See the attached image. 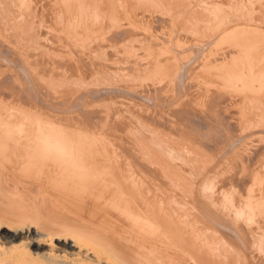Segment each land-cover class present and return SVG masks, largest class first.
I'll return each mask as SVG.
<instances>
[{"label":"rangeland","instance_id":"obj_1","mask_svg":"<svg viewBox=\"0 0 264 264\" xmlns=\"http://www.w3.org/2000/svg\"><path fill=\"white\" fill-rule=\"evenodd\" d=\"M104 1L0 0V117L23 122L19 141H36L38 124H55L72 141L89 140L97 150L100 145L101 154L118 159L116 166L129 161L128 172L145 171L159 188L176 189L173 181L185 187L188 180L196 191L209 184L212 216L245 260L238 263L264 264L254 237L264 230V209L233 214L247 197L264 208V0ZM238 72L254 78L244 85ZM49 171L21 194L34 211L28 215L35 213L31 229L51 234L53 215L67 212V218L75 207L49 184ZM187 205L195 206L188 210L196 217L203 215L196 201ZM131 258L123 264H137Z\"/></svg>","mask_w":264,"mask_h":264},{"label":"bare ground","instance_id":"obj_2","mask_svg":"<svg viewBox=\"0 0 264 264\" xmlns=\"http://www.w3.org/2000/svg\"><path fill=\"white\" fill-rule=\"evenodd\" d=\"M138 1L140 2V0ZM145 1H143V3ZM119 7L118 9H120ZM89 8L90 7L88 6V10L91 11L92 9H89ZM85 10H86V15H87L88 13L87 9ZM95 10L97 9L94 8V11ZM108 10L110 11V9ZM92 12L93 11H91V13ZM97 12L95 11V14H97ZM213 13H217V12L213 10ZM218 14H215V16L217 17ZM221 14L223 15L222 11H221ZM96 16L98 19V15ZM73 22L71 26L73 24H76L75 23L76 20L74 23ZM218 26H220V24ZM88 27H90V25ZM97 29H100V28H97ZM83 42H85V39ZM76 44L75 46H77ZM258 44L260 43L258 42ZM237 62L238 61L235 62V68L236 66L241 67V64L238 62L240 64L238 65ZM245 65L247 66L246 63ZM233 67L234 66H232V68ZM235 68H233V70ZM236 69H238V67ZM239 69H242V68H239ZM243 71H246V70H243ZM249 71L247 70L246 72L250 74L251 72L249 73ZM232 72L233 71H231L230 73ZM243 73L241 75L240 72H238V75H236V76L241 75L243 77H246V80H243V78H241L242 81L240 80V82H243L242 84L247 83L246 81L248 77H249L248 79H250L249 81H251V79L253 80L254 77L250 78L253 76L252 74H251L252 76H249L247 74L248 75L247 77V76H244L245 74ZM232 74H230V76ZM255 78L258 80L257 76H255ZM233 79H235V82L238 80V78L236 80V78L234 77H232V80L230 79L231 81L229 79L228 80L232 82ZM235 82L233 81V83ZM255 84H252V85H254L253 87L256 88L255 90L257 92L258 91L257 86L259 84H260L259 86H262V85L261 83H257L258 85L255 86ZM252 85H250L251 88H252ZM250 86L248 85L249 90H250L249 88ZM237 87L235 89H237ZM239 90L240 89H238V92ZM4 106H6V104ZM257 106H258V103L256 107ZM19 107H21V104H19ZM25 112L27 111L25 110ZM40 116L39 118H41ZM23 125L24 124L23 122H21V120L18 121V120H12L10 118L0 117V137L3 138L4 140L12 139V141H0V264H123V262L127 258H130V257H132L133 261H135L137 264H188L189 262H191L192 264H241L240 262L238 263V261H240L242 258L240 259L239 257L238 259L237 257V256H241L240 252L238 251L240 254L238 255V252H236L235 250L237 248L236 246L233 245V242L231 243V241L228 240V238L224 239L225 236L220 234L221 232L220 229H222L221 225H218L214 221L216 220L212 216L214 213L212 211V207H214V202H213L211 195L209 194L210 188H211L209 184L205 183L200 189L198 188V190L194 191V188H192L193 186L192 184H191L192 186L189 185L190 187L188 185L186 186V184L189 183L188 180H186L187 183L185 182L186 183L184 185L185 187L182 186L183 182L181 180L182 183L180 184L182 185H180L178 181L177 182L173 181V183H177V184H174L176 186V187L174 186L176 189L167 190L165 184L163 186H165L166 190L163 189L162 187L159 188L156 186L158 181L156 184L152 182L153 176L149 177L150 175H148L145 171H142L141 174L139 173L137 175H135L136 173L132 174L133 173V171L131 170L132 168L130 169L132 173L131 171L128 172V169L126 170L125 167L126 166L127 168L129 167L128 166L129 161L127 162L128 165L125 162L126 166L125 165L116 166L118 163V162L116 163V161L118 159L116 160L112 159L110 156L107 155V153L101 154L99 151L100 145L99 147L97 146L98 147V150H97L96 145L93 146L91 145L92 143L89 144L88 142L89 140H87L88 143L85 142V139L84 141H80V140L78 141L77 138L79 139V137L74 138L77 141L76 140L72 141L71 138H68V140L69 139L71 140L69 141L71 142L75 150V155H76V161L74 165L72 167H68L62 162L56 161L51 158H46L42 154L40 147H39L38 140L42 135L48 132L57 131L58 127L53 128L55 124L54 125L51 124L52 126H50L46 122L45 127L44 125L43 127L41 126L42 123L41 125L38 124L35 130L34 136H33L34 137L33 140H36V141H19L17 138L19 137V134L21 133V131L24 130ZM64 133L66 135V132ZM70 135L75 136V134H71V133ZM22 137L23 135H21V138ZM80 138L82 139L83 135L82 137L80 136ZM16 139L18 141H13ZM103 146H105L104 143H103ZM112 146H111V149H112ZM112 160H115V162H113ZM50 166H53L54 171L52 170L53 175H49L47 173L50 177V180H49L50 183L49 182L48 183L51 184L52 187L54 186L55 188H57V191H62L66 193V196L67 195L69 196V200L64 198L65 199L64 201L68 200L69 202H72L71 204L75 207V214H74L72 213L74 210L73 211L70 210L72 208L67 206L69 210L71 211L72 215L70 214V211L68 210V208H66L67 211H69V214L73 217H69L70 216L69 215L66 218L65 214L68 215L67 212L63 213L64 215L63 214L58 215L55 213L58 216L53 215L54 213L51 214L55 218L57 217L56 220L58 219V217H60V219H58L57 221L56 220L51 221V223L54 222L53 226H55V229H53L54 233H51V234L43 233L42 231L40 232L36 230L35 228L34 230L31 229L32 225L30 224L31 223L30 219L31 220L35 219L34 217H32L35 213L30 215L34 211L33 210L32 212L28 211V210H31V208L26 207L27 204L25 203L26 201H24V197H23L24 195L21 194L22 187L26 188L28 184L29 185L35 184L38 181L37 179L40 177L42 173L49 171ZM135 169L137 170V168ZM52 171H49V173ZM162 174L164 175V173ZM173 174H175V172ZM170 176L168 175V177ZM172 177H174V175H172ZM28 178L29 179L31 178V179L29 180ZM179 178L180 176H178L177 180ZM154 180H157V179H154ZM45 181L43 180V182ZM149 181H151L152 184L156 186L155 188L153 187L154 190L152 189V186L149 185ZM169 183H172V182L169 181ZM160 184L158 186H161ZM178 185H180V189L179 188L177 189ZM35 186H37V184H35ZM38 186L40 187L41 185H38ZM170 186L174 188L173 185H170ZM187 187L190 189V191H188L189 189ZM156 188L163 189V190H159ZM181 188H184V190H182ZM191 189H193V191H191ZM47 192H50V191H47ZM51 193H53V191ZM62 196L60 197V201H61ZM56 199H54L55 202H56ZM192 200L194 202L196 201L197 204H199V206L203 210V215L200 214V217L195 216L198 213L195 214V212L193 213L188 210L190 209V207L194 206V205H191V206L187 205L189 204L190 201L193 203ZM251 200L252 199L250 197L249 198L247 197L242 205L239 204V206L235 208V213L233 214H235L236 216H240V215L243 216V213H245L244 211L245 208L246 210H250L248 208H252V210H250V213L253 211V209L254 210L257 209L259 211L260 209H264L261 207V203L260 205L259 203H257V200L256 202L251 201ZM22 201H24L26 205ZM60 201L59 203H61ZM23 204L25 205L26 210L23 207L24 206ZM195 211H198V210H195ZM28 212L30 213L29 215L31 217L28 215ZM253 214H256V212ZM53 216L49 215V219L48 217L47 219L50 221V217H53ZM61 216L62 217L64 216L66 219L64 217L62 218ZM49 221H45V222L49 224ZM23 229H26L25 230L26 232ZM254 237L259 242L258 243L256 241V243H258L257 244L258 248L264 251V230H262V232H257L256 234H254ZM242 260L245 261L244 259ZM129 264L131 263L129 262ZM242 264H246V263L243 262Z\"/></svg>","mask_w":264,"mask_h":264},{"label":"clouds","instance_id":"obj_3","mask_svg":"<svg viewBox=\"0 0 264 264\" xmlns=\"http://www.w3.org/2000/svg\"><path fill=\"white\" fill-rule=\"evenodd\" d=\"M38 143L46 158L62 162L68 167L74 165L76 161L75 150L64 132H48L39 138Z\"/></svg>","mask_w":264,"mask_h":264}]
</instances>
